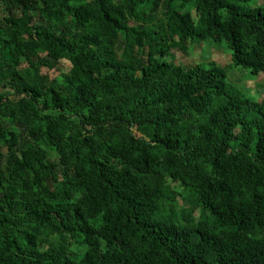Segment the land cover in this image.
<instances>
[{
    "label": "trees",
    "instance_id": "16d2710c",
    "mask_svg": "<svg viewBox=\"0 0 264 264\" xmlns=\"http://www.w3.org/2000/svg\"><path fill=\"white\" fill-rule=\"evenodd\" d=\"M207 40L264 75L250 0H0V264H264V93L166 58Z\"/></svg>",
    "mask_w": 264,
    "mask_h": 264
},
{
    "label": "rangeland",
    "instance_id": "374dc122",
    "mask_svg": "<svg viewBox=\"0 0 264 264\" xmlns=\"http://www.w3.org/2000/svg\"><path fill=\"white\" fill-rule=\"evenodd\" d=\"M251 6L264 5V0H250ZM183 12H191L196 17V9L192 4L181 9ZM169 61H175L177 64H203L210 66L211 62L228 69V82L241 91L248 93L255 98H259L264 93V75L253 76L249 70L233 67L231 65V50L226 42L216 43L211 40L202 42L198 46H194L188 56L172 53L166 57ZM64 71L70 69L68 62L63 63ZM1 91V89H0ZM15 129L21 135L26 129L23 126H16ZM199 215V213H197Z\"/></svg>",
    "mask_w": 264,
    "mask_h": 264
}]
</instances>
